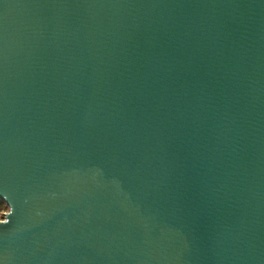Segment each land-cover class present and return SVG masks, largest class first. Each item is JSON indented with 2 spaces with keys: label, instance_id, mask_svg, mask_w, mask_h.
<instances>
[{
  "label": "water",
  "instance_id": "95a60500",
  "mask_svg": "<svg viewBox=\"0 0 264 264\" xmlns=\"http://www.w3.org/2000/svg\"><path fill=\"white\" fill-rule=\"evenodd\" d=\"M0 264H264V0H0Z\"/></svg>",
  "mask_w": 264,
  "mask_h": 264
},
{
  "label": "rangeland",
  "instance_id": "374dc122",
  "mask_svg": "<svg viewBox=\"0 0 264 264\" xmlns=\"http://www.w3.org/2000/svg\"><path fill=\"white\" fill-rule=\"evenodd\" d=\"M7 210H8V209H7V208H5V207H3V206H2V207H0V216H1V217H3V214H4V213H6V212H7ZM1 217H0V220L2 219Z\"/></svg>",
  "mask_w": 264,
  "mask_h": 264
},
{
  "label": "trees",
  "instance_id": "16d2710c",
  "mask_svg": "<svg viewBox=\"0 0 264 264\" xmlns=\"http://www.w3.org/2000/svg\"><path fill=\"white\" fill-rule=\"evenodd\" d=\"M2 206H3V207H5V208H7L5 205H3V204H0V207H2ZM0 217H1V216H0ZM1 218H2V217H1Z\"/></svg>",
  "mask_w": 264,
  "mask_h": 264
}]
</instances>
